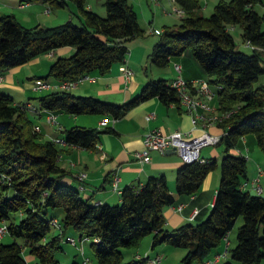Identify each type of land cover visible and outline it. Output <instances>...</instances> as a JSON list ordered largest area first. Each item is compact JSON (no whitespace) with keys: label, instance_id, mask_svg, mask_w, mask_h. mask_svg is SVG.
<instances>
[{"label":"trees","instance_id":"trees-1","mask_svg":"<svg viewBox=\"0 0 264 264\" xmlns=\"http://www.w3.org/2000/svg\"><path fill=\"white\" fill-rule=\"evenodd\" d=\"M44 1L56 7L74 2L79 24L71 18L55 26L26 27L14 14H0L1 71L54 49L75 46L73 54L57 57L48 73L40 77L63 81L93 71L105 74L114 64L126 62L128 42L144 35L129 0H105L103 16L88 8L86 0ZM174 1L184 9L185 16L178 25L165 27L151 50V63L165 67L172 56L190 53L217 87L219 109L237 107L217 126L219 131L228 128L217 144L223 146L224 156L209 214L197 223L165 227V208L175 202L165 174L151 175L142 185H126L116 204L92 203L66 180L69 172L59 163L65 145L44 140L34 129L26 103H17L11 94L0 90V221H6L11 236L24 242L0 241V264H28L24 246L41 264H63L57 254L63 250L61 236L69 228L92 240L97 264H149V256L124 261L121 250L138 246L149 234H153V247L167 243L187 249L181 264H204L239 216L243 222L236 245L228 248L231 258L242 264H259L264 259V196L241 189V183L248 179V158L234 151L240 138L253 132L264 152V86L256 85L264 72V13L256 5L264 0H219L209 16L199 13L201 0ZM236 25L242 27L244 41L255 47L251 52L238 47L232 34ZM153 97L164 104H179V96L166 78L147 81L138 94L123 103L77 95L69 89H56L37 99L42 111L119 119ZM62 132L66 145L94 149L103 133L115 129L73 125ZM217 166L216 158L184 162L176 171V193L195 194ZM57 207L65 209L63 230L49 236L54 216L47 215ZM17 212L24 214L19 221L11 218ZM216 264L235 263L225 260Z\"/></svg>","mask_w":264,"mask_h":264},{"label":"crops","instance_id":"crops-1","mask_svg":"<svg viewBox=\"0 0 264 264\" xmlns=\"http://www.w3.org/2000/svg\"><path fill=\"white\" fill-rule=\"evenodd\" d=\"M129 1L137 11L139 24L144 30L143 36L136 37L128 42V47L129 45L130 47L126 59V65L133 69V76L130 79H126L122 65L120 63H116L112 66L109 72L105 74H101L98 71L89 73L91 76L90 79L84 80L76 87L69 89V91L77 95H91L100 99L115 101V103H123L124 101L138 94L142 86L147 81L153 79L150 78L151 76L148 74L149 66L151 67L152 64L150 61V53L157 40L153 34L159 32L161 35L165 30V27L178 25L181 22V18L175 14L169 13L168 11L171 10V8L176 4L174 0H159V3H155L153 0ZM104 2L105 0H100V6H96L92 0H86V6L103 16L106 14V10H104ZM148 2L151 3L149 4ZM22 3L26 4L22 5ZM34 3L41 4V8L45 7V11L48 13L54 11V5L50 4L49 2H45L44 0H21L20 3H18V12H15L14 14L24 26L27 25V21L31 20V15H40V9L31 8ZM70 3L71 1H69V3L66 5L68 6V10H66L67 7L60 8V10L55 11L53 15H49V22L44 23L46 25H54L60 23V21L63 22L66 19H73L74 15L72 14H75L76 5H72ZM206 3L208 2L206 1ZM73 4L75 3L73 2ZM151 4H153L155 7L154 11L150 7ZM138 9L142 13V18L139 15ZM146 9H148V11ZM263 13L264 12H262V14ZM59 14H62V18ZM38 24L44 26L41 23ZM151 28L154 29L153 32L150 31ZM245 45L251 50L253 49L246 42ZM75 50V46H63L50 52L43 53L31 61L25 63L29 66L28 72L30 76L35 75L32 73H37L34 72L36 69H38V72L48 73L50 65L57 57L70 56L75 52ZM195 60L196 59H194V57L188 52L179 56H172L169 62V64L172 63V67L156 70L153 69L152 76L156 77V75L160 74L161 77L170 80L177 75V72L174 69V64L180 63L182 65L181 75L185 78L189 79L194 77H206L204 70ZM12 70L13 69L11 68L4 71L0 70L1 91H8L7 89H9L8 87L11 85V81L13 80ZM49 79L55 80L54 78ZM256 85L264 86V72L259 76ZM25 86L32 87V85L29 83H26ZM7 93L11 94L17 103H26L36 106L39 105L38 99L36 103H34L29 98L17 99L12 94V92L8 91ZM150 112H154L155 117L147 119L146 115ZM30 115H34L35 118H42L47 117V112L28 111V116L31 119ZM56 115L58 124L61 126V128H58L56 124L52 123L55 126H52V133L50 134L49 132H45L46 134H43L44 132L42 133L43 130H41L40 127L39 133L43 136V139H52L56 137L64 138V133L62 131L65 128H69L73 125L97 127L100 129L112 127L115 129V132L103 133L100 137V141L94 149L65 145V148L59 159L60 165L69 172V176L66 177L67 182L77 187L79 181L76 178V174L80 171L87 172L88 176L85 181L86 189L80 192L83 197L90 199L92 203L120 202L121 193L119 190H114L112 183L113 178L116 175L119 177L118 188L122 190L126 185L144 184L151 175L165 174L168 180V187L175 196L174 204L167 206L164 211L166 217L165 227L168 229H173L186 223H197L203 220L209 214L220 182L221 173L218 166L206 176L201 188L195 194H177L175 187L172 188L171 183L174 184L177 168L184 163L182 158L177 153H160L158 151H154L151 154L150 162L146 163L144 166H141L136 161L134 156V152L143 147V135L149 129L161 127L166 132H173L176 130L189 131L192 129L193 124L191 114L180 103L164 104L158 97H153L134 107L125 116L115 120L111 115L100 114L85 113L75 115L70 113L67 114L65 112H57ZM103 118L108 119V124L101 127L100 120ZM36 124H38L37 121L36 123L33 122L34 126ZM210 130L219 132V129L216 126H211ZM196 131V133H199V129ZM240 139L241 143L239 146L235 147L234 151L236 152V148L241 149L243 154V152L246 150V137L244 136ZM207 150L214 151L213 147H204L201 150V157H205L203 155V151ZM212 153L214 157L209 158H216V152L214 151ZM175 154H177V157L173 156ZM251 160L252 156L250 155V161ZM259 166L260 165H255L253 162L250 166L248 165V179H251L257 175V169ZM262 170L263 173L260 177L261 184L264 181V168H262ZM263 193L264 188L262 192V195L264 196ZM180 204H183L182 208H179ZM196 207L199 209V212L194 217V219H191L190 215L193 209ZM23 215L24 214L22 212H18V214H16L15 220L19 221ZM0 222L3 223L4 221ZM71 230L76 232L74 229L69 228L66 230L65 234L75 236L72 232H70ZM56 233H59V230L53 234ZM76 236H79L78 232H76ZM4 238V236L0 237V241H3ZM12 239L13 238L11 237V239H8V241H11ZM15 239L16 238H14V240ZM152 240L153 234H149L141 240L135 258L149 256L150 259H153L157 256H161L160 253L163 249L168 250V246L170 244L167 245V243H162L157 247H153ZM228 241V248H230V240L228 239ZM19 243L24 244L23 241ZM222 244L223 247L220 246L214 249L209 257L221 252L224 247L226 248V242L224 240ZM233 247L234 244H231V248ZM23 252L28 264H41L39 263L36 256L29 251L28 246H24ZM66 252L67 251H65V253Z\"/></svg>","mask_w":264,"mask_h":264},{"label":"built area","instance_id":"built-area-1","mask_svg":"<svg viewBox=\"0 0 264 264\" xmlns=\"http://www.w3.org/2000/svg\"><path fill=\"white\" fill-rule=\"evenodd\" d=\"M153 1L155 3H159V0ZM24 4L26 3H22V5ZM260 5L264 6V2ZM168 11L169 13L175 14L180 18L185 16L184 9L177 4H175L171 8V10ZM150 31L153 32L154 29L151 28ZM121 65L125 78L130 79L134 74L133 69L126 65V62L122 63ZM174 69L177 72V75L169 80V84L176 90L179 96V103L183 105L191 114L193 124L192 129L189 131L176 130L173 132H166L161 127H155L147 130L143 135V147L134 152L135 159L141 166H144L146 163L150 162L152 152L158 151L160 153H167V150L169 149H174L175 153H177L185 163H190L194 160L199 159L201 157V150L207 146L217 145L221 141L222 136L227 132L226 130L228 128L227 126L226 130L221 129V131L215 132L211 131L210 127H217L219 123L229 118V116L237 110V107L224 111L219 109V104L216 100L217 87L213 85L208 78H185L181 75L182 65L180 63H175ZM90 78L91 76L89 75V73H85L74 79H66L63 81H56L38 77L34 82V86L39 89L47 87L55 89H71L82 83L84 80ZM26 108L29 112H42V110L39 109V107L36 105L26 104ZM43 111L47 112V118L51 123L56 124L58 128H61V126L58 124L57 115L54 111ZM154 117V112H150L146 115L147 119H151ZM107 124V118H103L102 120H100L101 127ZM34 129L36 131H39L40 126L36 125L34 126ZM197 129H199V133H196ZM52 139L61 145H66L64 138L56 137ZM236 152L242 154L241 149L236 148ZM262 173L263 170L259 166L257 169V175L251 179L243 181L240 185L241 189L261 194L263 192V186L260 181ZM87 176L88 174L86 171H80L76 174V178L79 181L78 189L80 191L86 189L85 181L87 179ZM118 180L119 177L117 175L114 176L112 182L113 188L114 190H119V192L121 193V189L118 188ZM182 206L183 204H180L179 208H182ZM198 212L199 209L197 207L194 208L190 215V218L194 219ZM50 223L51 225L57 227L59 233H62L63 223L57 217H53ZM6 233H8V226L4 221L0 225V237H3ZM61 239L62 241L70 242L75 246H78V241L83 243L84 241L89 240V238L86 236L79 235L77 238L76 236L66 234H62ZM225 239L227 240L226 248L221 252L216 253L214 256L207 258V260L204 261V264L219 263L223 257L227 256L229 241L227 238ZM94 240H97V238ZM79 248L82 255H84L85 253L83 245H81V247ZM160 259L161 256H157L156 258L150 259L149 262L157 264ZM84 261L89 262L90 258L85 257Z\"/></svg>","mask_w":264,"mask_h":264},{"label":"rangeland","instance_id":"rangeland-1","mask_svg":"<svg viewBox=\"0 0 264 264\" xmlns=\"http://www.w3.org/2000/svg\"><path fill=\"white\" fill-rule=\"evenodd\" d=\"M20 1L21 0H0V13H2V14H14L15 12H18V10H19L18 9V3H20ZM92 1L96 4V6H100L99 5L100 0H92ZM206 1L208 3H206ZM218 1L219 0H201V6H202L201 9L202 10H200L199 13L204 15V16H209L213 12L214 6ZM227 1H229V0H227ZM148 3L150 4L151 2H148ZM70 4L76 5V4H73V2H71ZM256 6H257L256 9L260 13L264 12L263 11L264 6H261L260 4H258ZM37 7H39V8H37ZM53 7H54V11L51 13H48L45 11V7L41 8V4L34 3L31 6V8L40 9V11H39L40 15L33 16L30 14L31 20L27 21L28 23L25 26L26 27H33L36 24L41 23L42 25L49 27V26H55V25L62 24L68 20V19H66L63 22L60 21V23H57L54 25H46L44 22L50 21L49 15H51V14L53 15L55 13V11L60 10V8H62V7H56V6H53ZM65 7H67L66 10H68V6H65ZM75 7H76L75 8V14H72V15H74L73 20H74V22L79 24V19L77 16L78 15V9H77V6H75ZM150 7L153 11L155 10V7L153 6V4H151ZM104 10H106V8H104ZM146 10L148 11V9H146ZM138 12H139L140 17L142 18V13L139 9H138ZM105 13H106V11H105ZM59 15L62 18V16H61L62 14H59ZM171 26H175V25H171ZM242 33H243L242 27L240 25H236L235 27L232 28V34H233L235 41L238 44V47L240 48V50H243L245 52H251V49L245 45ZM153 36H155L157 38V40H156V42H157L160 38V33L156 32L155 34H153ZM129 47H130V45H129ZM195 61H197V60H195ZM169 67H172V63L165 66V67H157V66L151 64V67L149 66V69H148V74H150V76H151L150 78H153V79L164 78V77H161L160 74L156 75V77H153L152 76L153 75L152 74L153 69H155V70L156 69H165V68H169ZM11 69H13L12 70L13 80L11 81V85L8 87L9 89H7V90L12 92V94L17 99H19V98L28 99L29 98L31 101L36 103L37 98L39 96L56 90L55 88H51V87H47V88H43V89L36 88L34 86V82H35L36 78L40 77V76H44L47 73L38 72V69H36L34 72H37V73H32L35 75L30 76V74L28 72L29 71L28 64H21L18 66H14ZM8 80H10V79H8ZM26 83H29L30 85H32V87H26L25 86ZM103 100H105V99H103ZM216 100H217V97H216ZM106 101L110 102L111 100H106ZM111 102H115V101H111ZM30 117L33 120V122H35V123H36V121L38 122V124L41 127V130H43L42 133L44 132L43 134H46L45 132H49L50 134L52 133L53 127H55V126L48 120L47 117L35 118L34 115H30ZM38 124H36V125H38ZM245 137H246V143H245L246 150L243 152V155L248 157V165L250 166L251 163L253 162L255 165H260L262 168H264V152L262 151V149L259 147V145L257 143L255 133H253V132L246 133ZM44 140H46V138H44ZM240 143H241V139L237 143V146H239ZM209 147H213L214 151L216 152L218 168L220 170L221 169L220 168L221 167V161H222V158L224 156L223 146L212 145ZM214 151H211V150L210 151H208V150L203 151V155L206 158L214 157V155H212L213 154L212 152H214ZM206 154H209V155H206ZM250 155L252 156L251 161H250ZM173 156L177 157V154H175ZM262 184L264 186V181L262 182ZM171 185H172V188H174L175 187V181H174V184L171 183ZM111 204H116V203H111ZM16 214H18V212L12 213L11 218L16 219L15 218ZM52 216L57 217L62 222V218L65 216V209L63 207H57L54 209H50L47 217L50 218ZM17 219H18V217H17ZM242 222H243V217L239 216L238 219L236 220L233 228L231 229L230 234L227 236V239L230 240V249H231V244H234V246L236 245L238 228L242 224ZM1 224L2 223L0 222V225ZM57 230H58L57 227L52 225V228H51L49 235H53V233L56 232ZM70 232H72L76 236V232H74L73 230H71ZM4 237L5 238L2 241L4 243H11L15 240H17L19 242L23 241V239L20 237H16V239L14 240V237L11 236L9 233H6L4 235ZM11 237L13 239L11 241H8V239L10 240ZM76 237L78 238V236H76ZM91 241H92L91 239L84 241L83 243L78 241V246H75L70 242L63 241L62 242L63 250H61L57 254V256L63 264H71L72 262H78L79 264H97V258L95 256V252H94L93 248L91 247ZM224 241L227 243L226 239H224ZM81 245H83V248H84V253H85L84 255H82L81 250L79 248V247H81ZM167 245H169V244H167ZM220 246L223 247V244H221ZM168 247H169L168 250L163 249L161 251V253H160L161 259L157 264H181V259L186 254L187 249L175 247V246H171V245H169ZM138 248H139V245L136 247H133V248L122 247L121 250H122L123 255H124V261H130V260L134 259ZM224 249H225V247H224ZM65 251H67V252L65 253ZM85 257H89L90 261L85 262L84 261ZM207 258H209V257H207ZM207 258H205L204 261H206ZM225 260H232L235 264H242L240 261L234 260L231 258L230 250L228 251L227 257L222 258V261H225ZM150 264H153V263L150 262ZM194 264H199V263L194 262ZM259 264H264V259L261 260Z\"/></svg>","mask_w":264,"mask_h":264},{"label":"water","instance_id":"water-1","mask_svg":"<svg viewBox=\"0 0 264 264\" xmlns=\"http://www.w3.org/2000/svg\"><path fill=\"white\" fill-rule=\"evenodd\" d=\"M167 153H175V150L174 149H169V150H167Z\"/></svg>","mask_w":264,"mask_h":264}]
</instances>
